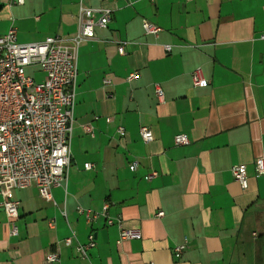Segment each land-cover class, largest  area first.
<instances>
[{
	"label": "crops",
	"instance_id": "1",
	"mask_svg": "<svg viewBox=\"0 0 264 264\" xmlns=\"http://www.w3.org/2000/svg\"><path fill=\"white\" fill-rule=\"evenodd\" d=\"M81 6L112 13L78 50L67 180L51 201L34 186L10 191L18 234L0 206V264H264V174L254 167L264 151V0H0V36L14 27L22 44L69 39ZM143 20L160 33L146 34ZM197 69L206 87L193 86ZM179 134L190 144L176 146ZM237 164L246 189L231 174ZM105 205L106 217L79 212ZM122 228L140 238L119 243ZM91 233L81 258L75 247Z\"/></svg>",
	"mask_w": 264,
	"mask_h": 264
},
{
	"label": "built area",
	"instance_id": "2",
	"mask_svg": "<svg viewBox=\"0 0 264 264\" xmlns=\"http://www.w3.org/2000/svg\"><path fill=\"white\" fill-rule=\"evenodd\" d=\"M16 2L22 4L23 0ZM111 13L106 8L81 6L77 15V29L69 39L50 36L41 43L22 44L17 42L14 27L0 36V206L6 214L10 236L18 234L16 220L19 208L18 201L7 198L10 191L34 186L41 198L51 201L52 189L67 180L71 161L78 50L81 44L96 38V27H106ZM142 27L146 34L154 36L161 31L160 27L147 20L142 21ZM123 45L121 43L118 46L120 55L124 54ZM164 49L170 51L169 46ZM28 68H38L43 73V80L36 82L28 76ZM136 78L137 73L134 72L127 77V81ZM108 84L110 81L104 80V85ZM192 84L194 87L208 85L200 69L193 72ZM156 95L159 99L162 97L158 88ZM83 130L92 135L90 126H84ZM118 132L122 135L123 129L119 128ZM139 134L144 142L153 140L151 131L146 127H141ZM174 144L186 146L190 141L185 135L179 134L174 137ZM254 167L257 174H264V151L255 160ZM84 168L89 170L92 165L87 163ZM129 168L135 170L137 162H132ZM231 174L241 188H247L245 165L232 166ZM155 175L152 173L148 179ZM79 212L91 221L99 215L106 217L107 205L103 207L102 213L93 216L89 212ZM156 216L162 217L163 213L158 212ZM107 224L111 225L112 221L107 220ZM72 238L64 240L66 246L72 244ZM138 238V231L120 229L119 243ZM94 246L95 239L91 233L88 242L77 244L75 249L81 258H86L87 251ZM185 249V245L175 247L174 257L178 258ZM46 261L58 262L59 252L48 253Z\"/></svg>",
	"mask_w": 264,
	"mask_h": 264
},
{
	"label": "rangeland",
	"instance_id": "3",
	"mask_svg": "<svg viewBox=\"0 0 264 264\" xmlns=\"http://www.w3.org/2000/svg\"><path fill=\"white\" fill-rule=\"evenodd\" d=\"M26 74L28 75V76H31L32 77V74L30 73V71L27 69L26 70Z\"/></svg>",
	"mask_w": 264,
	"mask_h": 264
}]
</instances>
